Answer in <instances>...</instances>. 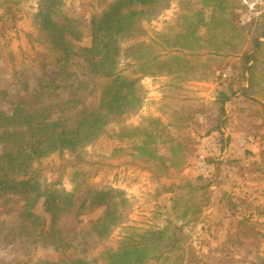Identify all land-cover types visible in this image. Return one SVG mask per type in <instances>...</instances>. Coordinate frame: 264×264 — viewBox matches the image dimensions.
I'll list each match as a JSON object with an SVG mask.
<instances>
[{
	"label": "rangeland",
	"instance_id": "rangeland-1",
	"mask_svg": "<svg viewBox=\"0 0 264 264\" xmlns=\"http://www.w3.org/2000/svg\"><path fill=\"white\" fill-rule=\"evenodd\" d=\"M118 1L99 6L100 0H60L63 12L85 32L82 40L65 36L69 57L61 59L62 67L44 47L49 41L40 31L41 11L50 1L20 0L5 17L0 9V91L5 96L0 114L47 107L46 115L58 122L66 116L63 128L73 131L96 112L108 80L91 74L80 49L91 46V19ZM181 1L171 0L157 12L149 9L121 43L118 72L140 79V109L108 125L91 145L33 164L42 188L74 196L73 208L56 216L46 212L44 199L38 202L36 213L46 222L47 236H39L36 223L21 220L22 195L0 193V264H110L107 252L122 246L138 250L142 264H188L193 256L198 264L264 263V45L253 87L247 97L227 103V124L218 132V93L230 85L238 89L235 78L241 71L233 50L238 39L218 36L215 44L222 38L227 43L218 55L207 53L213 51L208 44L209 50L193 54L167 46L182 26ZM233 15L249 39L264 32V0H239ZM169 57L180 59L171 75L157 67ZM144 62L152 76L144 77ZM138 127L130 138L118 137L120 130L127 135ZM248 138L252 141L240 143ZM210 140L216 146L206 150ZM197 178L209 184L207 198L181 188ZM96 191L110 194L119 206L118 224L107 236L94 230L106 211L91 205ZM174 226L182 227L175 234L180 240L167 250Z\"/></svg>",
	"mask_w": 264,
	"mask_h": 264
},
{
	"label": "trees",
	"instance_id": "trees-1",
	"mask_svg": "<svg viewBox=\"0 0 264 264\" xmlns=\"http://www.w3.org/2000/svg\"><path fill=\"white\" fill-rule=\"evenodd\" d=\"M19 1L0 0V9L4 11V17L12 14L11 7L19 4ZM170 2L171 0H120L107 3L102 14L91 19L89 25L91 46L81 48L80 57L88 65L94 77L106 79L108 83L101 88L98 110L87 115L78 123L75 130L63 128L67 122L66 116L58 122L46 115V110L51 111V108L47 107L32 111L19 110L11 117L0 114V144L4 150V155L0 158V193L12 191L24 197L21 220L25 223H36L38 228L36 232H39V236L45 237L47 233L44 218L36 213L38 202L44 199L46 212L56 216L61 210L65 212L73 208L74 196L48 187L42 188L36 170L31 169L33 164L40 163L42 159L53 153L75 151L91 145L99 139L108 125L140 109L143 91L140 79L129 78L118 72L121 43L132 36L133 23L138 21L139 16H148L149 9L152 12L164 9L170 5ZM48 3V6L41 11L40 31L46 36V42L49 41L44 43V47L58 56L56 62L62 67L64 62L61 59L65 60L69 57L64 45L65 36L82 40L85 32L74 19L63 12L60 0H48ZM102 3H105V0H100L98 5L102 6ZM237 3L239 0H198V2L182 0L179 4L183 12L179 17L182 26L172 37L174 41L166 43L176 51L188 54L209 50L208 44L213 51L209 50L207 53L218 55L222 54L223 46L227 44L223 40L225 36L232 35L238 39V45L233 49L239 59L238 69L241 71L235 78L238 89L235 85H230L227 91L218 93L216 99L218 132H221L227 124L225 110L227 103L234 98L247 97V92L253 87L257 56L264 45V41H261L264 32L259 37L249 39V33L236 22L238 17L231 16V10ZM137 7L147 10L136 11ZM207 12H209L208 18H206ZM201 31L204 34H201ZM218 36L223 37L222 41L220 44H215ZM175 63L180 64V59L169 57L156 64L171 75ZM148 64V62L141 63L145 68L144 77L152 76L147 69ZM4 97L0 91V100ZM139 130L140 127L134 128L129 132L131 134L127 135L124 134V130H120L118 137L130 138ZM228 143L229 139L222 141L224 146ZM201 180L203 179L186 180L181 188L189 194L202 193L201 196L207 198L209 184H199ZM109 197L110 194L102 191L92 192L90 197L92 206L106 207V211L94 227L99 236H107L118 224L119 206L118 203L109 200ZM181 229L182 227H173L171 237L168 238L167 250H171L179 242L180 239H175V234ZM192 251L191 249V253ZM107 254L110 264H142V256L135 248L122 246L109 250ZM188 264H198V260L195 256L189 257Z\"/></svg>",
	"mask_w": 264,
	"mask_h": 264
},
{
	"label": "built area",
	"instance_id": "built-area-1",
	"mask_svg": "<svg viewBox=\"0 0 264 264\" xmlns=\"http://www.w3.org/2000/svg\"><path fill=\"white\" fill-rule=\"evenodd\" d=\"M210 141H211L210 145L207 144V145L205 146V149H206V150H210L211 147H215V146H216V142H215V140H210ZM247 141H252V138H248L247 140H246V139H242V140L240 141V143H241V144H245ZM199 160H200V162H201V161L203 160V157H199Z\"/></svg>",
	"mask_w": 264,
	"mask_h": 264
}]
</instances>
